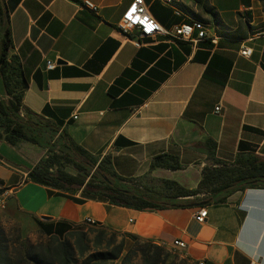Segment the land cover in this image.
Listing matches in <instances>:
<instances>
[{
  "label": "crops",
  "instance_id": "0c3cea01",
  "mask_svg": "<svg viewBox=\"0 0 264 264\" xmlns=\"http://www.w3.org/2000/svg\"><path fill=\"white\" fill-rule=\"evenodd\" d=\"M3 1L9 55L27 82L22 105L54 121L92 157L109 158L117 176L145 189L172 181L194 190L213 151L228 163L238 153L264 159V0H143L163 28L209 25L219 39L214 46L156 36L139 48L118 29L133 0H88L96 12L85 0ZM245 47L249 58L240 55ZM161 154L176 156L181 169L150 170ZM44 155L27 142H0V196L12 216L74 225L90 218L108 232L181 252L191 264H264V189L236 192L222 204L157 211L78 203L23 182ZM199 208L207 210L201 223L194 219ZM177 240L185 248H174Z\"/></svg>",
  "mask_w": 264,
  "mask_h": 264
},
{
  "label": "trees",
  "instance_id": "16d2710c",
  "mask_svg": "<svg viewBox=\"0 0 264 264\" xmlns=\"http://www.w3.org/2000/svg\"><path fill=\"white\" fill-rule=\"evenodd\" d=\"M208 11L215 17L212 10ZM10 47L8 13L0 0V87L6 97L0 98V142L10 146L27 142L45 150L44 157L28 168L24 183L43 186L78 203L101 201L136 211L222 204L236 192L264 189V159L254 153H238L228 163L216 159L211 152V163L202 169L194 190L172 181H162L163 187L158 190L145 189L136 180L117 176L109 158L92 157L60 131L54 121L22 105L27 82L19 61L9 55ZM155 169L176 171L181 165L176 156L161 154L150 162V170ZM5 190H0V194ZM36 224L47 242L30 245L15 233L14 244L10 245V236L0 223V264H177L175 252L133 234L99 227L74 231L78 225L64 222L36 220ZM127 241L131 244L127 245ZM90 245L96 249L90 250Z\"/></svg>",
  "mask_w": 264,
  "mask_h": 264
},
{
  "label": "built area",
  "instance_id": "2783aa9c",
  "mask_svg": "<svg viewBox=\"0 0 264 264\" xmlns=\"http://www.w3.org/2000/svg\"><path fill=\"white\" fill-rule=\"evenodd\" d=\"M83 5L96 12L97 8L88 0H85ZM118 29L124 35L132 36V42L136 47L142 45L145 39H154L156 36H162L169 40H179L190 42L196 45L199 41H208L212 45H216L219 36L208 28H201L191 25V22H185L174 26L171 29L163 28L157 23L147 12L143 0H133L122 14L121 20L118 24ZM260 34L264 37V28L260 30ZM252 50L248 47L240 51V55L244 58H249ZM54 68L53 63L47 64V69ZM22 112V111H21ZM220 112V107L215 108V113ZM207 216L206 208H199L194 215V219L201 223ZM85 222H96L93 219L87 218ZM173 247L177 249L185 248L184 242L174 241ZM196 264H207L204 260L198 261Z\"/></svg>",
  "mask_w": 264,
  "mask_h": 264
},
{
  "label": "rangeland",
  "instance_id": "374dc122",
  "mask_svg": "<svg viewBox=\"0 0 264 264\" xmlns=\"http://www.w3.org/2000/svg\"><path fill=\"white\" fill-rule=\"evenodd\" d=\"M0 223L5 227L7 230L10 241L9 244L12 245L13 243V237L18 234L22 241H26L30 245H37V244H44L48 241L47 237L44 235H41L39 232V228L36 224V222H33L29 217L25 215H18V216H12L11 212L7 210L5 207L4 197L0 196ZM78 226L74 227V231H81V230H88L90 228H95L96 226H90L87 224H77ZM16 233V234H15ZM90 237H93V234L88 232ZM120 238H117V241H119ZM127 245H130V242H126ZM16 247L18 245L16 244ZM12 248V247H11ZM96 248H93V246L90 245V250H95ZM98 249H103L102 247H98ZM97 249V250H98ZM172 253L175 252L177 254V264H191L188 261H186L185 257L181 252L178 251H172Z\"/></svg>",
  "mask_w": 264,
  "mask_h": 264
},
{
  "label": "water",
  "instance_id": "95a60500",
  "mask_svg": "<svg viewBox=\"0 0 264 264\" xmlns=\"http://www.w3.org/2000/svg\"><path fill=\"white\" fill-rule=\"evenodd\" d=\"M43 220H49L50 218L49 217H42Z\"/></svg>",
  "mask_w": 264,
  "mask_h": 264
},
{
  "label": "bare ground",
  "instance_id": "6f19581e",
  "mask_svg": "<svg viewBox=\"0 0 264 264\" xmlns=\"http://www.w3.org/2000/svg\"><path fill=\"white\" fill-rule=\"evenodd\" d=\"M86 223H87V224H91V225H92V224H95L94 222H86Z\"/></svg>",
  "mask_w": 264,
  "mask_h": 264
}]
</instances>
